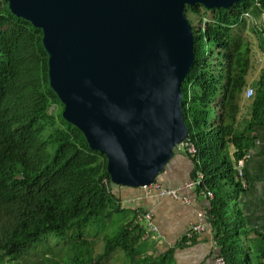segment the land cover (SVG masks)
I'll list each match as a JSON object with an SVG mask.
<instances>
[{
    "label": "trees",
    "instance_id": "16d2710c",
    "mask_svg": "<svg viewBox=\"0 0 264 264\" xmlns=\"http://www.w3.org/2000/svg\"><path fill=\"white\" fill-rule=\"evenodd\" d=\"M184 12L194 52L181 85L187 140L197 149L192 180L200 172L204 182L198 190L214 193L208 223L224 262L264 264V237L248 252L243 248L231 197L222 190L242 189L236 164L253 143L252 127L264 123L262 77L247 126L236 127L251 67L252 44L244 33L254 34L264 53V0L214 10L198 4ZM245 13L258 24L248 25ZM41 40L39 29L0 1V264H103L119 250L125 264H177L175 250L159 253L156 233L138 221L147 212L127 215L121 208L107 155L91 149L82 131L62 117L64 107L48 85ZM116 215L122 216L118 230L104 237L105 251L96 255L88 229ZM49 239L62 242L56 253Z\"/></svg>",
    "mask_w": 264,
    "mask_h": 264
},
{
    "label": "water",
    "instance_id": "95a60500",
    "mask_svg": "<svg viewBox=\"0 0 264 264\" xmlns=\"http://www.w3.org/2000/svg\"><path fill=\"white\" fill-rule=\"evenodd\" d=\"M2 1L41 31L62 117L107 155L114 186L143 189L188 136L181 85L194 52L185 7L244 0Z\"/></svg>",
    "mask_w": 264,
    "mask_h": 264
},
{
    "label": "crops",
    "instance_id": "0c3cea01",
    "mask_svg": "<svg viewBox=\"0 0 264 264\" xmlns=\"http://www.w3.org/2000/svg\"><path fill=\"white\" fill-rule=\"evenodd\" d=\"M262 77L264 78V53L259 50L257 44L256 47L252 46L251 67L240 102V112L236 122V127L239 129L248 124L255 84ZM248 89L254 91L251 98L245 97ZM249 135L253 143L246 150L243 158L245 186L241 183V190L231 185L222 188L223 193L231 197L230 209L238 225L239 234L243 238L245 245L243 248L247 252L252 247L258 246L264 237V123L254 125ZM234 150L235 148L232 147V153ZM194 167L196 166L193 156L181 148L176 151L175 157L158 178L161 186L180 190V195L187 198L188 203L163 197L157 192L147 193L144 189L113 186V193L121 208L126 211L125 214L132 215V212L139 210L153 215V223L158 228L156 237L159 253L175 250L177 264H226L219 256L220 248L214 239L213 227L208 223V219L199 216L202 213L208 217L214 197L210 199L203 190L185 192L182 189L184 183L192 179ZM237 179L242 182L238 178V170ZM197 224L203 225L204 230L188 239L186 234L189 228ZM219 258L223 263L218 262Z\"/></svg>",
    "mask_w": 264,
    "mask_h": 264
},
{
    "label": "built area",
    "instance_id": "2783aa9c",
    "mask_svg": "<svg viewBox=\"0 0 264 264\" xmlns=\"http://www.w3.org/2000/svg\"><path fill=\"white\" fill-rule=\"evenodd\" d=\"M243 17L247 20H249L251 23H253L254 25H256V22L252 20V18L250 17V15L248 13H245L243 14ZM254 95V91L251 90V89H248L246 90L245 92V97L246 98H251L252 96ZM183 149L185 150L189 155H193V154H196L197 152V149L196 147H194V145L188 141L187 139L185 141H183L180 145H179V149ZM237 170H238V178L239 180L241 181L242 180V184L243 186H245V183L243 181V159H241L238 163V166H237ZM204 180H203V175L198 174L197 178L192 180L190 179L189 181L185 182L182 189L185 191V192H192L193 190H198L199 189V186L201 184H203ZM147 193H152V192H157L159 193L161 196L163 197H170L172 199H175V200H182L184 203H188L187 201V198L185 197H182L180 195V190H177V189H168V188H165L163 186H161L158 182L149 186V187H145L143 188ZM206 195L209 197V198H213L214 197V193L210 190H203ZM199 216L201 218H206L208 219L207 215H204V214H199ZM153 215L149 212L145 213V214H139L138 215V221L141 222V223H144L149 231L151 232H154V233H157L158 232V228L157 226L153 223ZM204 230V226L203 225H193L192 227L189 228L187 234H186V237L190 238L193 236V234H196V233H199V231H202ZM218 262L219 263H223V260L221 258L218 259Z\"/></svg>",
    "mask_w": 264,
    "mask_h": 264
},
{
    "label": "rangeland",
    "instance_id": "374dc122",
    "mask_svg": "<svg viewBox=\"0 0 264 264\" xmlns=\"http://www.w3.org/2000/svg\"><path fill=\"white\" fill-rule=\"evenodd\" d=\"M202 15H204L205 17H209L208 19L211 18V14L206 12L205 10H202ZM190 17H191L190 18L191 20H193V21L196 20V17L191 16V15H190ZM247 22L249 25L250 21L248 20ZM256 24H258V21ZM244 37H246L252 43L253 47H256V45L258 44V39L254 34H252L250 32H245ZM55 109H56V107L52 106L50 108V112H53ZM120 218H122V216L116 215L113 220H111L110 222L107 221L106 224H108V225H106V224L105 225L104 224L95 225V226H92L88 229V233L90 234L89 239L93 240L96 243L95 244V254L96 255L101 254L105 251L106 245H105L104 237H106L107 235H112L113 233H115L118 230V225H120V223H119ZM153 240L155 242L158 241L156 237H154ZM48 244H50L52 246V253H54V252L56 253L57 250L59 249V246L62 245V242L55 240V239H49ZM241 245H243V247L245 248L242 236H241ZM35 257L37 258L36 254H35ZM30 260L33 261L34 259H32V257H30ZM124 260H125L124 254L122 251L119 250V251H116L115 253H113L112 255H110L108 257V259L103 264H125Z\"/></svg>",
    "mask_w": 264,
    "mask_h": 264
}]
</instances>
